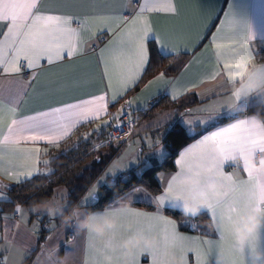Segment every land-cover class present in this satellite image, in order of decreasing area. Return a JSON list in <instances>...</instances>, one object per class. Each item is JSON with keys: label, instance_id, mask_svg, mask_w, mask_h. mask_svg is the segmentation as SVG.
<instances>
[{"label": "snow or ice", "instance_id": "1", "mask_svg": "<svg viewBox=\"0 0 264 264\" xmlns=\"http://www.w3.org/2000/svg\"><path fill=\"white\" fill-rule=\"evenodd\" d=\"M126 12L129 15H125ZM160 18L167 21L164 26H160ZM182 28L180 0H0V172L17 183L30 181L36 175L51 174L52 169L39 167L40 163H49L40 158L41 151H48L46 148L21 145L46 143L58 146L78 126L100 120L108 114L110 103L118 102L140 82L150 67L153 54L168 58L188 51L186 46L180 47L177 43V33ZM108 34L111 37L105 40ZM253 38L250 27L239 22L229 8L212 35L217 68L207 79L216 80L224 75L226 84L230 85V95L239 97V93H232L231 88L244 78L245 71L233 72L229 59L231 56L238 60L239 68L246 69L252 57L249 42ZM90 53L95 54L94 62L81 63ZM221 62L226 75L220 70ZM89 69L98 70L104 83L100 94L84 92L87 98L72 97L74 102L57 100L55 105L46 103L52 98L71 96L85 89L89 84ZM176 84V78L169 79L164 72L149 81V86L158 88L154 96L162 92L173 101L179 95L174 87ZM38 88L45 92L40 94ZM210 91L215 94L214 89ZM253 96L258 97L256 105L264 104V95L256 92ZM33 101H40L43 110L30 109L31 114H25L28 104ZM250 101L245 96L240 103L249 106ZM134 103L135 100L126 101L117 113L112 114V119L119 120L128 115ZM142 107L146 111L148 103L144 102ZM194 112L203 115L193 119ZM235 112L224 101L218 100L212 105L176 113L190 136L200 135L194 125L204 130L215 127V130L200 135L179 152L175 160L178 170L162 181L159 194L153 195L143 187H133L124 193L126 199L135 198L153 205L154 212L121 209L114 202L109 204L112 215L131 219L137 226L145 227L146 236L158 232L160 241L151 247L139 246L131 252L115 250L111 247L114 236L128 232L123 223L99 244L92 243L100 238L89 229L90 243L85 264H141L142 258H147L150 264H172L169 257L175 249L180 251L183 264H188L185 253L194 255L195 264H217L219 250L225 246V241L230 249L226 264L234 258L239 264H251L253 253L264 249L262 229L247 243L241 242L233 229L240 211L253 203L264 205V172L233 161L231 153L239 142L246 141L249 150L264 154V136L254 130L255 124L250 120L217 126L222 118L232 119ZM172 115L166 113L163 119L156 121L157 128ZM110 123L97 124L93 132L109 127ZM126 123L131 125L132 121ZM115 127L119 130L122 124L117 123ZM90 135L86 133L84 138ZM144 139L149 148L154 144L157 146L154 154L159 159L168 157L159 137L155 141ZM201 148L205 151L199 153L202 165H198L195 158ZM133 163L136 161L114 164L81 199V204L99 205L104 195L98 187L114 191V185L108 184L106 177L111 176L113 181L118 178L127 181L126 172ZM226 167H239L245 178L235 172H226ZM148 168H151V162L145 161L143 169ZM143 169L138 166L137 175H141ZM11 187L0 185V189ZM174 192H191L194 201L200 198L208 201L203 212L218 222L215 230L219 239L189 237L178 231V222L163 214L165 209L175 210L172 204ZM3 195L0 191V197ZM16 211L22 213L23 209L17 206ZM188 226L194 230L201 227ZM10 248L0 251H9ZM71 254L70 251L69 256ZM0 264H8V257L0 256Z\"/></svg>", "mask_w": 264, "mask_h": 264}, {"label": "crops", "instance_id": "2", "mask_svg": "<svg viewBox=\"0 0 264 264\" xmlns=\"http://www.w3.org/2000/svg\"><path fill=\"white\" fill-rule=\"evenodd\" d=\"M180 7L182 10L183 28L177 33L176 39L180 47H187V52L181 51L178 55L171 56L169 59L165 60L163 65L159 68H152L150 63V67L141 77L140 82L130 91L125 93L123 98L118 99V102L110 103L108 105V114L104 115L100 120L78 126L73 131V133L61 141L58 146L49 145L46 143L23 144L21 146L39 147L42 150L46 148L48 151L46 153L41 151L40 158L41 161L49 160L55 154L56 149H58L64 142L79 132L78 130H84L91 127L90 129L93 131L97 124H102L103 121H108L109 115L117 113L120 110V106L125 104L126 101L135 100L132 108L129 109V113L134 115L137 120L136 130L134 135L124 144L119 155H121L123 152L127 158H133V160L136 161L134 165L135 167L132 166L133 168H137L145 161L151 162L154 158L161 161V159H159V157L154 154L157 146L154 144L152 148H149L147 142L144 139L145 137L153 141L159 137L161 143L165 145L164 132L166 131L167 127L169 124L175 121H180V116L176 115V113H182L183 111L192 109L195 106H200L202 108L207 105H212L215 101L223 100L231 94L229 90L230 85L226 84L224 75L217 78L216 80L207 79L209 74L215 68H217V58L214 55L215 45L212 42V35L216 33L217 28L220 27L221 20L229 8L232 9L234 17L239 22L250 27V31L253 33L254 37L253 40L249 42V48L251 50L252 57L248 62L247 68H239L238 60L230 56L229 63L232 66V71H245V76L250 66L258 63H264V59L259 58L258 56V52L264 47V0H180ZM125 15H129V13L126 12ZM166 23L167 21L164 18H160V26H164ZM110 37L111 34H108L105 37V40ZM220 42L227 43V41ZM179 58H184L182 59L183 63L177 72L172 73L169 68L172 66L173 62H176ZM94 60L95 54L90 53L87 57L83 58L81 63L90 64L93 63ZM220 70L225 72L226 75V70L222 68V62L220 65ZM89 72V84L85 89L80 92L73 93L71 96L63 95L52 98L47 100L46 103L55 105L57 100H62L64 102H74L72 97L87 98L84 96V92H90L97 95L100 94L104 90L105 86L99 76V72L98 70L92 69H89ZM160 72H164L166 77L169 79L176 78L177 84L174 85V87L177 89L179 95L178 99L175 101H173L170 96L164 95L162 92L156 96L153 95V93L158 92V88L156 85L149 86V81H152ZM53 74H55V69L53 70ZM27 78L28 74L25 73V79ZM201 80L204 82L200 83ZM241 80L242 79L238 80V82L235 84V87L231 88V91L239 86ZM193 85L196 86L193 87ZM222 85L225 86L221 87ZM185 88H188L189 90L184 91ZM213 89L215 90V94L210 91ZM38 92L43 94L45 90L43 88H38ZM259 93L264 95V92ZM190 94H196L198 98V102L195 105L185 110L179 109L177 106H173V102L181 101ZM157 99L161 101L156 103L155 101ZM247 99H251L249 103L250 106L255 104V101L258 100V97L252 96L251 98ZM144 102L148 103V109L146 111L143 110L142 107ZM245 107H247V105L240 103L239 108L235 111L237 112L238 110ZM30 109L43 110V104L40 101L30 102L27 106V109H25V114H31V111H29ZM166 113H173V115L165 120L159 128H157L155 122L163 119ZM245 116L247 115L235 117L227 122L220 123L217 126H226L229 123L235 122L236 119H241ZM214 130L215 127H211L202 135ZM136 136L139 138L136 139ZM199 138L200 136L196 139ZM196 139L187 145L194 143ZM238 144L235 147H237ZM178 156L179 154L177 155L176 159ZM39 167L44 169L45 165L40 163ZM142 168L143 167H141V169ZM177 170L178 169L176 166L175 170L159 171L157 173V177L161 186L162 181L166 180L170 174H174ZM225 171L235 172L240 177L245 178L244 173L239 167H226ZM13 184H17V182L5 175L3 172H0V185L12 186ZM134 187H143L152 192L144 185H136ZM130 190L131 188L128 191ZM0 191H3L4 194V196L0 197V199H8V188L0 189ZM152 193L153 195L159 194L154 192ZM118 197L106 205L112 204ZM132 201V207L134 209L147 212L155 211V207L151 204L145 203L143 201H136L135 198H133ZM86 206L87 205H83L82 207L86 208ZM104 207L105 206L98 209H103ZM20 208L23 209L22 213H18L17 211H2L0 208V249L11 246L9 251H0V256L8 257V264H26L28 261V264H56V258L54 256L51 260H49L47 256L49 250L56 247L59 248V255L63 256L65 253L68 254V264H85V261L88 259V245L90 243L87 230H78L74 227L66 225L63 221L58 222L55 219L54 221L49 220L42 223V219L40 217L32 218L30 212L27 209L23 207ZM163 214L178 222V231L184 236L199 237L201 239H219V234L215 229L210 227L211 219L206 212H202L200 214L205 215V217L199 215L200 217L198 218L187 216L179 218L167 213L166 209L164 210ZM206 215L208 216L207 218ZM36 218H39V220H36ZM120 219L121 223L117 229L114 230V232L120 228L122 223L126 227L127 221L131 220H125L122 217H120ZM188 224L193 226L200 225L201 227L199 230H194V227L189 228ZM43 228L47 229L44 237L42 236L41 232ZM112 233L103 239L108 238L112 235ZM129 234L130 231L128 230V232L124 234L118 233L114 236V238H123ZM154 234L157 236L159 242V233L155 232ZM49 237H51V239H49ZM103 239L100 238L99 240L92 241V243L99 244ZM69 241L71 242L70 244L68 243ZM261 243L264 244V228L261 230ZM225 247L228 248L227 241H225ZM70 251L72 253L71 256H69ZM172 251L174 254L169 257V259L172 261V264H174V257L177 261H179V264H183L180 251L178 249ZM185 255L187 257L188 264H195V257L192 253H185ZM253 260L254 257H252L251 264H253ZM234 261L235 264H239L238 259L234 258ZM141 264H150V261L147 258H142ZM261 264H264V260L261 261Z\"/></svg>", "mask_w": 264, "mask_h": 264}, {"label": "trees", "instance_id": "3", "mask_svg": "<svg viewBox=\"0 0 264 264\" xmlns=\"http://www.w3.org/2000/svg\"><path fill=\"white\" fill-rule=\"evenodd\" d=\"M258 56L259 58L264 59V47L258 52ZM169 58L170 57L160 58L159 56L153 54L150 61L151 67L159 68L163 65V62ZM182 59L184 58H179L176 62H173L172 66H170L169 69L172 73L179 70L183 63ZM160 101L161 100H159V102ZM197 102L198 98L196 94H190L181 101L173 102V106H177L179 109L185 110L192 107ZM252 112H258L264 116V104H254L242 108L233 114V118L248 115ZM229 120L231 119L222 118L219 124ZM210 128L211 127L207 128V130ZM207 130L200 128L196 130V133L202 135ZM106 132L107 128L102 127L98 133L93 132V134L88 136L86 139H83V137L80 136L76 142L72 143V145H67L61 152L52 156L49 160H47L49 163L45 165V168L52 169L51 174L36 175L32 177L30 181L13 184L11 188H8V199H0L1 210L14 212L16 211L17 206H21L30 212L32 218L40 217L43 223L50 220V215L46 211L36 208V203L52 198L56 192L64 189L67 191V197L70 201V206L68 205V209L70 210L73 203L81 201V198L89 186L102 173L105 166L111 161V159L120 153L118 146L104 144ZM200 135L190 136L186 133L182 123L178 121L169 124L164 136V142L168 149V157L161 161L154 158L151 161V168H142L143 171L141 175H137L136 168L128 170L126 172V175L128 176L127 181L119 178L115 181H113V178L109 179L108 184L114 185V191H110L106 187L100 186L98 191L104 195V199L99 205L95 207L87 205L86 208H101L136 185H144L152 192L159 193L162 190V186L158 180L157 173L161 170H175V159L179 154V151ZM97 145H99L100 148L105 146L108 147L109 152L107 154L101 153L96 156ZM98 157L99 162H97ZM143 164L141 163L139 167L141 165V167H143ZM81 206L83 205L81 204ZM166 212L179 218L184 217L178 210L166 209ZM200 216L205 217V215ZM200 216H197V218ZM207 217L208 216L206 215V218ZM53 219L58 222L63 221L60 216H54ZM41 232L44 237L47 229L43 228ZM28 262L26 264H28Z\"/></svg>", "mask_w": 264, "mask_h": 264}, {"label": "clouds", "instance_id": "4", "mask_svg": "<svg viewBox=\"0 0 264 264\" xmlns=\"http://www.w3.org/2000/svg\"><path fill=\"white\" fill-rule=\"evenodd\" d=\"M256 92H264V63H258L249 67L239 86L232 91V93H239V97L229 95L222 101L235 111L240 106V100L244 99L245 96L251 98ZM249 120L254 122V130L261 136H264V116L258 112H252L235 122ZM204 151L205 149L203 148L198 150L195 158L196 164L202 165L199 153ZM231 159L241 165L246 164L249 167L264 172V155H260L254 150H249L246 141H241L232 150ZM114 203L116 207L121 209L133 208L132 199H126L124 195L119 196ZM172 204L175 206V210H178L183 216L194 218L204 211L208 201L204 198L194 201L191 192L179 194L174 192ZM35 207L46 211L50 216H60L63 222L70 227L78 230L91 229L101 239L114 232L121 223L119 216L111 214L109 205H105L103 209H86L78 201L73 203L69 210L67 200L62 202L60 199L52 197L37 202ZM218 226L217 221L211 220L210 227L216 229ZM126 227L130 231V234L123 238H114L111 242L113 249H126L131 252L139 246L151 247L158 243L155 234L146 236L145 227L137 226L132 220L127 221ZM262 228H264V205L253 203L237 214L233 230L241 242L247 243ZM229 253L230 249L222 246L217 256V264H226ZM47 256L49 260L54 256L56 264H68V254L59 255L58 247L49 250ZM253 257V264H261V261L264 260V249H257L253 253ZM174 264H179V261L175 257ZM230 264H235L234 259L231 260Z\"/></svg>", "mask_w": 264, "mask_h": 264}, {"label": "rangeland", "instance_id": "5", "mask_svg": "<svg viewBox=\"0 0 264 264\" xmlns=\"http://www.w3.org/2000/svg\"><path fill=\"white\" fill-rule=\"evenodd\" d=\"M199 108H201L200 106H195V107H193L192 108V110H195V109H199ZM185 111H183L182 113H184ZM199 115H203L202 113H196V112H194L193 113V116L191 117V118H193V119H195V117L196 116H199ZM176 122V121H175ZM180 122V121H179ZM181 123V122H180ZM194 127H195V131L196 130H198V129H200V128H202V127H200V126H195L194 125ZM91 128V127H90ZM90 128H86V129H84V130H80L79 132H77L72 138H70L69 140H67L65 143H63L58 149H56V152H55V154L53 155V156H55L56 154H58L59 152H61L62 151V149L64 148H66V146L67 145H72V143L73 142H76V140L80 137V136H82L83 137V139H86V138H84V136H85V134L86 133H93V131H91V129ZM135 130H136V128H135ZM166 132V131H165ZM165 132H164V134H165ZM135 133V132H134ZM134 133L129 137V138H127L126 140H124V141H121L120 143H118L116 146H118V148L120 149V151H121V149H123V146H124V144L127 142V140H129L133 135H134ZM139 137H137L136 136V139H138ZM165 143V142H164ZM165 147H166V144L164 145ZM109 149H108V147H103V148H97L96 147V156H98L99 154H101V153H103V154H107L109 151H108ZM167 151H168V149H167ZM121 157H125V160H121ZM131 160H133V158H127L126 156H125V153H123L122 152V154L121 155H115L114 156V158H112L111 159V161L105 166V168H104V170L102 171V173L95 179V181L89 186V188L87 189V191L85 192V194L83 195V197H85L86 196V194L90 191V190H92V188H93V186L94 185H96L97 184V181L101 178V177H103V176H105V173L107 172V170L109 169V168H111L114 164H116V165H123L124 163H126V162H129V161H131ZM135 165V163H133V164H131L130 165V167L128 168V170H130V169H132L133 167H135L134 166ZM138 165V164H137ZM133 166V167H132ZM142 166V165H141ZM140 166V167H141ZM137 169V168H136ZM127 170V171H128ZM112 177L111 176H107L106 177V179H107V182L109 181V179H111ZM111 181V180H110ZM99 188V187H98ZM4 196V195H3ZM53 197H55V198H58V199H60L62 202L63 201H65V200H67V205H69V203H70V201L68 200V197H67V191L64 189L63 191H58V192H56V194L53 196ZM82 197V198H83ZM81 198V199H82ZM53 217L54 216H50V221H54V219H53ZM36 220H39V218H36Z\"/></svg>", "mask_w": 264, "mask_h": 264}, {"label": "built area", "instance_id": "6", "mask_svg": "<svg viewBox=\"0 0 264 264\" xmlns=\"http://www.w3.org/2000/svg\"><path fill=\"white\" fill-rule=\"evenodd\" d=\"M108 121H111V123L110 126L107 127L106 137L104 140L105 145H117L121 141L126 140L135 132V128L137 126V120L131 113L122 116L119 120H113L112 115H109ZM127 121H132L131 125L126 123ZM117 123L122 124V128L119 130L115 127Z\"/></svg>", "mask_w": 264, "mask_h": 264}]
</instances>
